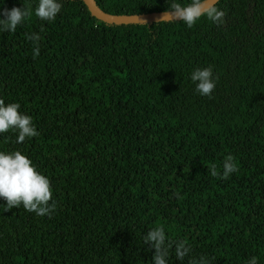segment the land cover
<instances>
[{
    "label": "trees",
    "instance_id": "1",
    "mask_svg": "<svg viewBox=\"0 0 264 264\" xmlns=\"http://www.w3.org/2000/svg\"><path fill=\"white\" fill-rule=\"evenodd\" d=\"M93 1L111 15L173 2ZM59 2L54 21L0 32V98L39 133H0V151L28 156L57 203L49 218L0 198V264H154L143 238L157 226L191 247L180 261L173 244L168 264H264V0H217L225 23L192 28L108 23L83 0ZM23 5L38 0H0ZM25 33L42 37L35 59ZM206 67L211 97L191 79ZM228 155L239 170L213 177Z\"/></svg>",
    "mask_w": 264,
    "mask_h": 264
},
{
    "label": "clouds",
    "instance_id": "2",
    "mask_svg": "<svg viewBox=\"0 0 264 264\" xmlns=\"http://www.w3.org/2000/svg\"><path fill=\"white\" fill-rule=\"evenodd\" d=\"M215 5L216 0H189L188 3L173 0L158 21L178 20L192 28L202 17H206L209 21L222 25L225 23L226 13ZM61 8L62 4L59 0H38L34 10L31 5L13 6L11 9L0 7V32L14 33L18 26L29 21L33 15L43 21H54ZM25 36L33 44V59H35L40 54L39 42L42 37L39 33H25ZM191 79L193 82H198L196 91L199 94L211 97L216 87L211 67L196 69L191 74ZM19 109V103L13 102L6 105L5 100L0 98V133L17 131L16 143H22L26 139L39 135L32 117L21 113ZM222 168L221 173L217 165L212 164L209 168L210 174L213 177L228 179L232 173L239 170L232 155L225 158ZM0 198L6 201L3 204L4 210H11L22 205L26 211L34 212L38 216L48 215L51 218L57 209L50 179L39 172L32 160L19 150L9 153L0 151ZM143 240L144 244H150L151 248L155 249L152 258L154 264H168L173 244L175 256L180 261H183L191 252V247L186 241H169L163 226L150 229ZM189 264H210V261L205 256H200L199 259L192 258ZM248 264H258L257 257L252 256Z\"/></svg>",
    "mask_w": 264,
    "mask_h": 264
},
{
    "label": "water",
    "instance_id": "3",
    "mask_svg": "<svg viewBox=\"0 0 264 264\" xmlns=\"http://www.w3.org/2000/svg\"><path fill=\"white\" fill-rule=\"evenodd\" d=\"M217 1V0H216ZM84 4L88 10L96 16L98 19L116 24H126V23H141V22H157L162 13L165 11L150 12L143 14H122V15H111L100 10L94 3L93 0H83ZM171 20V19H166Z\"/></svg>",
    "mask_w": 264,
    "mask_h": 264
}]
</instances>
